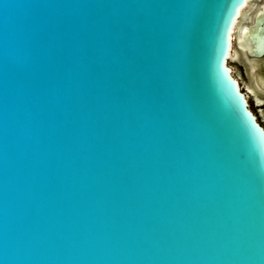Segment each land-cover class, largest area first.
<instances>
[{"label":"water","instance_id":"water-1","mask_svg":"<svg viewBox=\"0 0 264 264\" xmlns=\"http://www.w3.org/2000/svg\"><path fill=\"white\" fill-rule=\"evenodd\" d=\"M191 2L0 0V264H264V128L225 65L243 0H213L194 88ZM241 33L262 57L264 6Z\"/></svg>","mask_w":264,"mask_h":264},{"label":"snow or ice","instance_id":"snow-or-ice-1","mask_svg":"<svg viewBox=\"0 0 264 264\" xmlns=\"http://www.w3.org/2000/svg\"><path fill=\"white\" fill-rule=\"evenodd\" d=\"M179 30L177 71L181 86L194 88L203 32L216 5L213 0H192L185 4Z\"/></svg>","mask_w":264,"mask_h":264},{"label":"bare ground","instance_id":"bare-ground-1","mask_svg":"<svg viewBox=\"0 0 264 264\" xmlns=\"http://www.w3.org/2000/svg\"><path fill=\"white\" fill-rule=\"evenodd\" d=\"M256 4L257 2L254 0H243L242 5L238 7L235 17L233 18V23L231 27V35H230V49L227 53V58L225 59V65H227L230 75L237 82L238 80L235 76L232 75L231 66L228 65L227 60L231 58L239 59V57H241L242 55L245 58L248 57L246 55V49L248 47V44H247V40L241 35L242 34L241 27L243 24L247 23V21L252 19L253 11L255 10L254 8L256 7ZM235 35H236V38H234ZM234 44L237 45V48H239L240 50L235 49L233 47ZM257 58L259 57H254L250 59V64H248V68L250 69V75H254V82L256 84V86L252 85V87H250L251 86L250 85L249 90L252 93L254 100L258 102H262V99H260L256 95V90L254 88H257L261 92L264 91V72L262 71V68L260 65L261 62H264V58L262 59L261 58L257 59ZM238 86H239V83H238ZM243 95L245 99L248 97V95L245 92H243ZM246 102H247V99H246Z\"/></svg>","mask_w":264,"mask_h":264},{"label":"rangeland","instance_id":"rangeland-1","mask_svg":"<svg viewBox=\"0 0 264 264\" xmlns=\"http://www.w3.org/2000/svg\"><path fill=\"white\" fill-rule=\"evenodd\" d=\"M254 1H256L257 4L260 2V0H254ZM233 47L236 49L235 44ZM227 63L229 66H231L232 75L235 76L239 82L240 90H242L248 95V97L246 98L248 102V107L250 108L252 113L256 116V119L260 122V124L264 128V93L262 92H260V94L256 93V95L260 99H262V102H258L254 100L253 95L249 90V86L251 85L250 87H252L253 85L252 84L253 78L250 75V72H249L250 70L248 71L246 64L244 63V60L241 57H239V59L231 58L227 60ZM260 65H261L262 70H264V63H261Z\"/></svg>","mask_w":264,"mask_h":264},{"label":"flooded vegetation","instance_id":"flooded-vegetation-1","mask_svg":"<svg viewBox=\"0 0 264 264\" xmlns=\"http://www.w3.org/2000/svg\"><path fill=\"white\" fill-rule=\"evenodd\" d=\"M264 6V0H260V2L258 4H256V9L253 11V15L255 14V12L258 10V9H262V7ZM251 22V20L249 21ZM248 23V22H247ZM234 46V45H233ZM236 49L240 50L239 48H237V45H235ZM246 55L248 56L247 58H245L243 55L241 56V58L244 60V63L246 64V67L248 69V71L250 70L248 68V64H250V59L254 58L255 56H251L250 54H248L247 50H246ZM259 58H264V54H263V57H259ZM257 58V59H259ZM261 63H264V62H261ZM264 72V70H262ZM250 72V71H249ZM252 76V84L254 86H256L255 82H254V75H251ZM239 83V82H238ZM240 87V86H239ZM256 90V93H260L261 91L258 90L257 88H254ZM264 93V91L262 92Z\"/></svg>","mask_w":264,"mask_h":264}]
</instances>
